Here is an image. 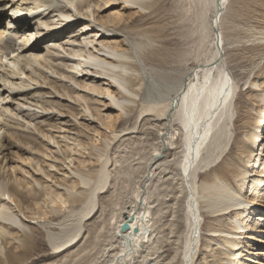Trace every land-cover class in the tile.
<instances>
[{"label": "bare ground", "instance_id": "6f19581e", "mask_svg": "<svg viewBox=\"0 0 264 264\" xmlns=\"http://www.w3.org/2000/svg\"><path fill=\"white\" fill-rule=\"evenodd\" d=\"M165 1L0 0V71L6 75L2 77L4 84L0 92L8 94L2 96L1 93L0 102L16 101L14 109H0V132L7 125V113L11 119L16 117L18 120L22 117L21 112H29L20 106H32L25 100L34 102L41 92H35L30 99L27 89L37 87L35 90H38L42 84L53 91L49 94L65 96L82 104L84 116L97 120L104 128H97L94 142L86 145L79 138L81 132L78 130H74L70 137L61 136L63 128H59L60 135L42 131L35 123L37 114H40L38 111L24 118L28 129L33 126L43 137L46 149L39 152L52 161L48 167L41 165L35 170L51 178L52 172L48 169L66 165L73 174V181L70 186H65L63 193L49 192L44 188L42 176L36 178L38 175L26 172L34 179L32 182L14 177V172L1 174L0 165V264H22L33 258L38 243L29 231L30 226L36 224L50 231L49 242L56 248L52 257L37 264H79L83 255H90L93 249L89 247L75 248L84 236L83 223L96 210V197L106 191L109 169L113 166L108 148L131 134L126 133L130 128L120 124H127L130 119L125 117L139 109L137 122L149 117L159 125L158 143L146 164L145 173L137 182L131 206L121 210L120 221L115 223V242L104 246L100 253L103 257L108 254L109 260L104 264H168L160 257L164 244L171 240L169 235L174 234L176 222L170 223L166 233L162 218L154 222L153 208L158 204L174 216L179 193H182L177 187L180 183L187 193L188 230L185 235L180 234L184 236L182 238L175 235L171 245L182 244L175 250L182 256L181 264H194L200 242L203 255L208 254L203 259L204 264H245L235 259L241 256L236 251L240 236L264 244L263 238L255 237L258 228L245 225L243 218L249 213L246 217H251L249 223H264V212L259 210L264 208V189L260 188L264 173L259 171L264 162L260 156L253 159L258 140L264 142V119L260 116L264 109V14L259 10L254 15L256 25L249 26V34L243 38L246 46L236 48L241 52L236 60L242 67L250 69L244 77L249 88L239 96L240 108L234 122L237 135L232 147L226 150L230 143L228 126L233 117L236 91L230 76L218 67L225 51L221 26L229 0H194L198 46L202 48L207 41L211 48L210 56L201 59L202 63L197 65L190 63L188 49H174L178 42L170 38L167 28L162 30L152 26L154 23L145 22L139 15L145 12L152 21L156 20L165 14ZM116 7L121 8L112 11ZM102 9L107 13L102 15ZM3 10L9 11V16H4ZM22 14H26L25 19L20 18ZM4 17H7L6 21ZM70 24H79L82 33L70 36L72 27L63 34L62 40L52 36L46 45L33 43L48 32ZM17 41H20L18 45ZM215 68L218 73L213 77L211 73ZM253 73L254 78L250 81ZM93 100L103 103L104 111H110L106 119H103L101 109L91 106L89 102ZM35 103L42 112L64 114L53 103ZM258 126L263 127L261 135L255 134ZM4 134L3 138L0 137V156L11 139L35 150L32 147L35 140L31 136L15 135L7 130ZM68 139L71 146L95 150L100 169L88 168L85 162L75 158L74 150L66 142ZM102 142L104 148L100 149ZM258 148L263 151L264 143ZM177 150L182 154L179 168L166 160L168 156L176 157ZM251 161L254 163L249 165ZM164 164L167 165L165 169ZM157 172L166 182L160 185L163 199L160 201L158 197L152 201V181ZM246 183L248 190L244 192ZM29 194L33 195L31 201ZM48 208H51L50 212ZM202 208L205 209L204 215ZM66 210L72 211L61 215ZM204 216L207 220L203 226L201 218ZM225 216H228L229 224L221 223ZM125 224L129 225L127 230L122 229ZM52 225L61 227L64 232H52L49 227ZM178 228L180 230L177 225ZM96 239L99 240L100 236ZM11 242L17 245L19 253L8 248ZM92 244L97 246V242ZM97 261L95 257L88 259L86 264Z\"/></svg>", "mask_w": 264, "mask_h": 264}, {"label": "rangeland", "instance_id": "374dc122", "mask_svg": "<svg viewBox=\"0 0 264 264\" xmlns=\"http://www.w3.org/2000/svg\"><path fill=\"white\" fill-rule=\"evenodd\" d=\"M123 2V1H122ZM194 0H166V9L165 14L157 18L156 20L152 21V17H148L145 12L140 13L139 15L143 16L142 20L149 23H154L152 26H156L159 29L164 30V28H167L168 34H170V38L176 39V42H178V46L174 44V49L178 48L179 51H183L184 49H188L191 61L190 63L199 64L202 63V60L208 58L211 54V48L206 41L205 44H203L202 49L198 46V38L195 34L197 22L195 21L196 17V10L194 9L196 7V4H194ZM120 5V4H118ZM255 6V7H254ZM121 7H116V9L112 11H117ZM261 8V9H260ZM257 10V12H255ZM260 10V14H264V2H258L257 0H229L227 3V9L226 13L224 14V17L222 19V32L224 34V44H225V51H223V60L222 63L219 65V69H224V71L227 72V74L231 78V82L235 88L236 94L233 101V117L232 121L229 123L228 130H229V136H230V143L228 144V147L226 150H229L232 147V144L235 140V137L237 135L236 127L234 126V122L238 117V110L240 108L239 104V96L246 92V90L249 88V84H245L246 79L244 78L245 75L249 72L250 69L247 67H242L241 62L237 61L236 58L241 55L240 51H236L237 49H241L244 46H246L245 39H243L246 35L249 34V26L256 25L257 19H254V15L258 14V11ZM102 9L101 13L102 15L106 14L107 12H103ZM195 11V12H194ZM132 13H135V10L131 11ZM195 14H194V13ZM245 12V13H244ZM109 13V12H108ZM249 13V14H248ZM2 14L4 16H9V11L3 10ZM137 14V16L139 17ZM195 15V16H194ZM7 17H4L3 20L6 21ZM20 18H26V14L20 15ZM140 18V17H139ZM56 23H57V19ZM259 21V20H258ZM76 25V26H75ZM74 27L70 31V36L72 35H79L80 33V25L79 24H70L69 27H60L59 30L50 31L44 36H41L38 38V41H33V43H45L43 45H46V43L50 42V38L57 39L58 37H62L64 33L69 31L70 28ZM76 28V29H75ZM171 28V29H170ZM233 28V30H232ZM63 30V32H62ZM53 36V37H52ZM59 40V39H58ZM54 41V40H53ZM183 42L186 43V46L183 45ZM20 41H17L16 44L18 45ZM208 45H207V44ZM196 47V48H195ZM199 49H198V48ZM206 47V48H205ZM237 48V49H236ZM203 51H202V50ZM207 51H206V50ZM197 51V53L195 52ZM179 53V52H178ZM209 53V54H208ZM199 54V55H198ZM200 54L202 56H200ZM207 54V56H206ZM195 55V56H194ZM195 58V59H194ZM199 59V60H198ZM202 59V60H201ZM198 60V61H197ZM193 68V65H192ZM215 70V73H213ZM211 75L216 76L218 73L217 68H215ZM31 71V69H30ZM4 71H0V90L3 89L4 83H2V77L6 76ZM2 75V76H1ZM34 77H36L35 74H33ZM21 77V75H20ZM24 78V75L21 77ZM59 79L58 77H56ZM254 78V73L250 76V81ZM4 79V78H3ZM37 79L39 77L37 76ZM40 81H43L40 79ZM28 85V84H26ZM39 87H42L41 89ZM37 87H31L30 89H27L29 93L27 96L30 99H33V94L35 92H41V96L43 95V98L40 95L39 98H34V102L31 100H25V102H28V104H31L32 106H20L24 110H29V112H21L20 113V119L16 120L11 119V115L7 113L8 117H6L7 125L5 128H3V131L0 132V137L3 138L5 136V132L10 131L13 132L15 135L20 134L23 136H31L35 140V144L32 145V147L35 150H30L29 147L20 144L16 140H10V142H6V149L3 150V154L0 156V165H1V174L4 173L5 175L10 174L14 172V177L18 178H26L29 181L33 182V178L30 177L26 172H30L34 176L44 178L45 184L44 188H47V190L50 191H56V193H63L65 186H70L73 179H72V172L67 168L66 165L64 167H57L54 169H48V171L52 172L51 178H47L43 173L37 172V168L41 167H48L50 163L52 162L51 159L47 160V158H44L43 155L40 152H45L46 147L43 144V137L35 131L33 126L32 129H28L29 125L26 124V118L27 115H32L33 111H38L40 114H37L36 124H38V127L41 128L42 131L51 132L54 134H59L60 130L59 128H63L62 135L71 136L72 133H74V130H78L81 132L79 135V138L81 139L82 143L91 145L95 140V130L97 128L104 129L101 126V123L97 120H93L92 118L84 116L83 105L76 103L67 97H63L61 95L57 94H49L50 87H48L45 84H42L38 86V90H35ZM53 92V91H52ZM2 93V96H7V93ZM15 98V96H14ZM35 101L42 102H50L53 103L54 106L60 110L63 115L58 114L56 111L53 112V114H48L47 112H42L40 108L36 107ZM16 101L6 100L3 102H0V109L2 107H8L10 110L14 109L13 104H15ZM92 107H96L99 110H102L103 119H106L107 115L110 114V111H104L103 103H100L98 101H91L89 102ZM40 107V106H38ZM3 110V108H2ZM1 110V111H2ZM0 111V113H1ZM139 110H135L133 114L127 115L125 118H129L127 124L122 125L123 127L130 128L129 131H126V133H131L125 136L120 140V142L112 143L111 147L108 148V157L112 158L113 166L110 167L111 163L109 164V180L108 184L106 186V191L99 196H97V205L96 210L93 213V217L91 216L83 223V232L84 236L78 242L76 245V250L78 248H86L89 247L90 249H93V251L90 253L89 256L83 255V258L80 260L79 264H86V261L92 260L93 258H98V261L95 264H104L109 260L108 254L107 256L100 254L102 250L104 249V246H107L110 243L115 242V235L114 234V227L116 221H120V213L121 210L124 207L131 206V203L133 201V193L136 189L137 182L139 179L143 176V173L146 171V164L148 163L150 156L153 154L154 148L158 143V130L159 125L156 124L154 119L152 118H146L142 121V118L138 119ZM42 113V114H41ZM261 119H264V109ZM260 119V122H261ZM90 120V122H89ZM262 124L264 127V120H262ZM25 126V127H24ZM237 126V125H236ZM263 127H257L255 130V134H260L263 130ZM27 128V129H26ZM132 128H137L136 130H133ZM5 131V132H4ZM103 131V130H102ZM60 135V134H59ZM58 135V136H59ZM63 141V140H62ZM66 142L70 145L71 140H66ZM257 148H254V154L253 159H257L258 156H260L261 161L264 162V154L262 155L263 151L258 148V145L260 143H264L261 141V139L257 142ZM74 152V157L77 159H80L81 161L85 162L84 164L89 166L88 168L91 169H100L101 163L97 162L96 159V152L91 147H89L87 150H83L78 146H69ZM100 149L104 148V143L102 142L100 144ZM40 151V152H39ZM70 151V150H69ZM177 156H170V158L167 157V162L169 164L174 165V167L179 168V163L181 161V150H177ZM89 153H92L91 155ZM260 153V154H259ZM203 155V154H202ZM204 157V155L202 156ZM34 161H33V160ZM252 159V160H253ZM46 160V161H45ZM221 160V157L220 159ZM33 161V162H32ZM39 161L38 165L37 162ZM115 161H118L117 164H115ZM29 162H32V165H29ZM68 163V162H67ZM165 163V162H164ZM254 162H249V165L253 164ZM58 165H61V163H57ZM83 164V165H84ZM167 165H163V169H165ZM252 168V167H251ZM259 170L260 172L264 173V164L263 166H260ZM47 170V169H46ZM257 170V171H258ZM65 172H68V174L65 175ZM175 174H179L175 172ZM178 179V176L175 177ZM257 178H260L258 176ZM64 179V180H63ZM264 180V177L261 178ZM166 182V179H160V176L158 172L154 176V179L152 181V194H151V200H155L159 197V200L161 201L163 199L162 196H160L161 187L160 185ZM177 180H175V183ZM196 188L198 187V179L195 181ZM264 185V183H263ZM263 185L260 187L261 189ZM37 187V185L35 186ZM179 189V202L175 206V215H170L169 210L161 209L158 204H156L153 208L154 212V222H157L160 218H162V225H164V230L166 233L169 232V225L170 223L176 222V226L174 229V234L169 235L171 237L170 242H166L164 244V248L161 252V259H164L165 263L168 264H181L182 256H180V252L176 254V249L181 247L182 244L179 242H176L174 246L171 245L172 242L175 241L174 236H181L186 234L188 228H187V220H186V211H185V198H186V190H184L181 187V183L177 186ZM40 189V188H39ZM244 192L248 190L247 183L243 187ZM33 196V195H32ZM32 196L29 194L30 201L32 200ZM200 200V204H201ZM12 207H15V203L12 202ZM203 206L202 204L200 205ZM51 207V205H50ZM75 207V206H73ZM46 209V206H44ZM164 208V207H163ZM51 208H48V212H50ZM260 211L264 212V208H259ZM72 210H66L61 215H67ZM205 209H201L202 214L204 215ZM249 213L244 214V222L245 225L254 226L258 228L259 232L258 235L255 237L257 238H263L264 239V223L260 224L258 222H252L251 217H248ZM52 215V214H51ZM50 215V216H51ZM118 218V219H117ZM206 218H201L202 225L204 226L206 222ZM71 223V222H69ZM222 224H229V218L228 216H225L221 219ZM77 224V223H76ZM177 225L180 227L177 229ZM106 226V229L103 227ZM31 230L29 233L33 236V238L37 241V252L28 261H23L22 264H30V262H34L31 264H37L44 262L48 259V257H52V255L56 252V248L54 245H51L49 242L48 233H50L49 230H46L42 228L40 225L30 226ZM52 227L50 229L54 233L60 234L61 232H64V230H61L62 228L56 225L49 226ZM61 228V229H60ZM103 228V229H102ZM183 235H180L182 234ZM241 233H246L242 232ZM252 233V232H251ZM204 231L202 235H204ZM97 236H100V239L97 240ZM240 242V246L236 249L238 253H241V256L235 259H239L241 262L245 264H262L264 263V244H257L255 240H249L245 237H238L237 239ZM92 242H97V246L92 244ZM250 244V246L247 244ZM117 244H115V247ZM249 246V247H248ZM17 245L14 244V242H11L10 245H8V248L12 249L14 252L19 253V250H16ZM114 247V249H115ZM256 249V250H255ZM196 258L194 260V264H204L205 257L208 255H203L204 251L201 250V242L199 244V247L196 252ZM175 256V259L172 260V257ZM103 257V258H102ZM107 257V258H106ZM172 260V261H170ZM171 262V263H170ZM163 264V262L161 263Z\"/></svg>", "mask_w": 264, "mask_h": 264}, {"label": "water", "instance_id": "95a60500", "mask_svg": "<svg viewBox=\"0 0 264 264\" xmlns=\"http://www.w3.org/2000/svg\"><path fill=\"white\" fill-rule=\"evenodd\" d=\"M129 228V225L128 224H125L124 226H123V230H127Z\"/></svg>", "mask_w": 264, "mask_h": 264}]
</instances>
